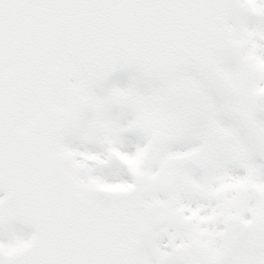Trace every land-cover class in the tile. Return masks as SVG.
I'll return each instance as SVG.
<instances>
[{
  "label": "snow or ice",
  "instance_id": "6c2138e0",
  "mask_svg": "<svg viewBox=\"0 0 264 264\" xmlns=\"http://www.w3.org/2000/svg\"><path fill=\"white\" fill-rule=\"evenodd\" d=\"M0 264H264V0H0Z\"/></svg>",
  "mask_w": 264,
  "mask_h": 264
}]
</instances>
